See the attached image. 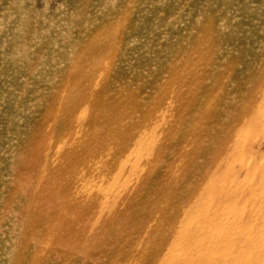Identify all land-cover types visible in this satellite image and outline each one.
<instances>
[{
	"label": "rangeland",
	"instance_id": "obj_1",
	"mask_svg": "<svg viewBox=\"0 0 264 264\" xmlns=\"http://www.w3.org/2000/svg\"><path fill=\"white\" fill-rule=\"evenodd\" d=\"M0 264H264V0H0Z\"/></svg>",
	"mask_w": 264,
	"mask_h": 264
}]
</instances>
